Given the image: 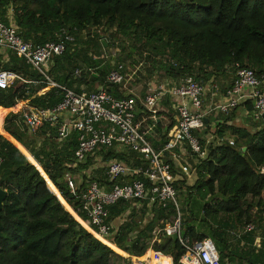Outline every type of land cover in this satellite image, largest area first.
I'll list each match as a JSON object with an SVG mask.
<instances>
[{"label":"trees","instance_id":"obj_1","mask_svg":"<svg viewBox=\"0 0 264 264\" xmlns=\"http://www.w3.org/2000/svg\"><path fill=\"white\" fill-rule=\"evenodd\" d=\"M10 8L23 42L43 45L55 41L62 29L74 34L76 48L68 46L61 57L54 58L48 76L76 93L82 92L74 88L78 81L124 98L122 85L106 83L113 66L100 60L111 47L127 56L143 49L148 54L144 60H155L151 61L157 65L154 71L160 69L170 80L192 76L200 82L226 73L233 77L236 65L257 75L264 73V0H0L4 23ZM93 28L104 37L94 33L87 41H79L82 32ZM3 58L0 53L2 70L21 80L0 89V126L7 113L2 108L27 102L31 109L50 110L62 101L58 89L38 95L47 87L45 81L23 60L9 52ZM90 69L95 72L92 77ZM76 70L83 72L79 80L74 77ZM242 108L250 114L252 103H244L216 126L220 139L230 132L234 146L226 142L209 146L207 158L193 165L194 185L185 186L184 175L175 184L188 212L185 219L180 217L181 237L190 243L211 239L220 264H264V174L259 170L264 166V128L224 127ZM58 126L42 121L35 133H29L20 114L9 113L4 119L3 130L12 139L4 132L6 139L0 135V189L7 194L0 212V264H128L117 254L142 257L154 232L175 219L177 211L159 205L148 209L145 202L135 208L121 200L107 208V222L112 226L130 211L127 220L117 225L112 244L104 242L113 251L96 240L85 230L88 218L81 200L88 180L83 172L90 158L75 164L77 133L61 139ZM97 154L104 162L136 161L133 154L125 158L110 149ZM81 174V184L75 183L73 175ZM249 223L255 231L237 239L236 234ZM151 248L171 257L173 264H180L184 251L176 237L161 236ZM169 257H163L161 264H170Z\"/></svg>","mask_w":264,"mask_h":264},{"label":"built area","instance_id":"obj_2","mask_svg":"<svg viewBox=\"0 0 264 264\" xmlns=\"http://www.w3.org/2000/svg\"><path fill=\"white\" fill-rule=\"evenodd\" d=\"M6 20L7 23L0 20V53L9 52L20 58L43 77L45 82L42 83L62 93V101L56 107L50 110H33L22 115L27 131L35 133L40 123L47 121L50 127L59 125L57 133L61 139H65L71 132H76L77 147L73 153L75 164L85 163L100 149H115L138 157L135 162L131 159V165L118 160L109 161L102 182L94 180L86 184L81 200L82 211L87 215L86 224L90 230L84 229L110 248L104 241L112 244L111 239L116 228L107 222L109 206L121 200L132 202L135 208L142 202L146 203L148 209L155 205L162 208L173 206L177 217L166 221L154 232L149 249L155 242L159 243L161 236L176 237L184 250L180 264H220L219 253L211 239L205 238L190 243L187 238L181 237L178 192L175 184L182 180L181 175L189 176L194 170L186 159L188 155L195 157L193 165L207 158L208 147L212 141L206 134L203 135L210 124L208 122V125H205V118L208 119L214 114L228 116L244 103L250 102L252 111L250 114L244 111L245 115L251 117L252 123L256 125L254 131L264 128V73L257 75L250 68L236 65L232 85L223 94H219L216 83L209 82L206 86L207 84L195 81L192 76H184L175 81L168 80L163 85L150 87L139 103L146 120H156L159 105L166 96L180 101L177 106H173L176 112L174 127L167 132L162 149L157 151L148 140L152 127H142V122L136 118L138 107L134 97L115 98L103 88L90 93H76L51 81L48 76L49 65L73 44V33L62 29L55 41L34 45L20 39L17 27L12 24L11 8L7 12ZM112 66L106 83L123 86L126 77L122 73L123 65L113 63ZM81 74L80 70H76L74 77L78 78ZM16 80L21 79L14 73L2 70L0 66L1 90L8 89ZM63 115L70 118L68 124H59ZM223 142L234 146L233 140L219 138V145ZM165 153H170L169 159L165 158ZM175 169L180 172V176L174 173ZM259 170L264 174V166ZM127 178L132 180L126 181ZM129 214L130 211H127L122 215V222L127 220ZM253 231L255 225L249 223L236 237L240 239L244 234ZM260 239L259 236L256 238V246ZM151 253V257L144 261L127 254L122 258L128 264H147L148 261L157 262L159 259L161 261V253L153 250Z\"/></svg>","mask_w":264,"mask_h":264},{"label":"crops","instance_id":"obj_3","mask_svg":"<svg viewBox=\"0 0 264 264\" xmlns=\"http://www.w3.org/2000/svg\"><path fill=\"white\" fill-rule=\"evenodd\" d=\"M12 24L14 25V21L12 20ZM83 33H86V32H82L81 34H83ZM71 47L73 48V49H75L76 48V45H75V41L73 42V44L71 45ZM73 49L71 50V51H73ZM8 52H1V54H3L4 55V61H5V59H6V54H7ZM50 65H51V63H50ZM49 65V66H50ZM156 74H158L157 73V71H154V76L156 75ZM90 76V75H89ZM157 76V75H156ZM92 77V76H91ZM158 78V77H157ZM160 78V77H159ZM158 78V79H159ZM156 79V77H154L153 78V81L151 82V84L149 83L148 84V86H147V89H146V92L145 93H142L140 96H139V98H137V95H135V93H133L134 92V90L133 89H127L124 85L123 86H121V88H120V90H121V93L123 94V97H134L136 100L138 99V101H139V103H140V101L145 97V95H146V93H147V91H148V89L150 88V87H153L154 85H156V84H160V85H163L164 84V81L165 82H167L168 80H170V79H168L167 77H165V76H162V78H160L159 80H155ZM233 79H234V76L232 77V75H230V73H226V74H224V75H222V76H219V77H212L210 80H208V81H200V82H202V84L203 85H206L207 83L209 84V82H214V83H216L217 85H218V89H219V94H223L226 90H228L230 87H231V85H232V82H233ZM218 80H220L219 82H218ZM171 81H175V80H172L171 79ZM208 84L206 85V86H208ZM220 84V85H219ZM47 87L45 88V89H42V90H40L39 92H38V95H43V94H45L49 89H51V87L50 86H48V85H46ZM97 86V85H96ZM102 88V86H97V88L95 89V90H93V91H89V92H94V91H96V90H99V89H101ZM79 89V88H78ZM82 92H85V91H82ZM81 92V93H82ZM179 100H174V99H170L168 96H166L162 101H161V103H160V105H159V110H158V113H157V117L155 118L156 120L155 121H152V120H146L145 119V117H144V114H142V112H141V106H140V104L139 105H137V107H138V111H137V114H136V118L138 119V120H140L141 122H142V127H144V128H148V127H152V129H151V131H150V134L148 135V140H149V143L151 144V146L155 149V150H157V151H160L161 149H162V146H163V144L165 143V140H163L162 139V136L164 135V134H166L167 132H170L172 129H173V127H174V124H175V121H176V112H175V110L173 109L174 107L173 106H177L178 104H179ZM14 107H18V108H16V109H13ZM14 107H12V108H10V109H4V108H2L3 110H7V113L6 114H4L3 115V117L1 118V126H0V135L2 136V137H4V135L2 134V132H4V133H6L4 130H3V122H4V119H5V117L9 114V113H12V114H20V116H22V115H24V114H28V113H30V112H32L34 109H31V108H29L28 107V105H27V102H20V103H17ZM244 111H246L244 108H242L241 110H239L238 111V113H239V115H240V117L242 118V119H244L245 121H247L249 124H251V126H252V128H249L248 126H246V125H243V128H245V129H248V130H250V131H254V128L256 127V125L254 124V123H252V120H251V117H249V116H247V115H245V113H244ZM219 116H224V115H217V114H214V115H210L209 116V118H208V122L210 123L209 124V128H212V127H216L217 126V124L218 123H220V122H218V120H217V118L219 117ZM230 115H228V117H229ZM238 118V117H237ZM230 121V120H229ZM70 122V118L69 117H67L66 115H63L62 116V118H61V120L59 121V124H68ZM228 122V121H227ZM226 122V123H227ZM225 123V127H229V126H231L232 124L231 123H227L226 124ZM234 123V122H233ZM7 134V133H6ZM8 135V134H7ZM203 135H204V133H203ZM9 136V135H8ZM10 137V136H9ZM11 138V137H10ZM12 139V138H11ZM15 141V140H14ZM10 142V141H9ZM16 142V141H15ZM110 150H112V149H110ZM100 151V150H99ZM99 151H96L94 154L96 155H94L93 157H94V162L96 163V162H98V163H100V161L101 162H104L103 160H102V157L101 156H99L97 153L99 152ZM113 151L115 152V153H117V154H121L123 157H125V154H131V153H129V152H126V153H122L121 151H118V150H115V149H113ZM134 155V154H133ZM135 156V158H138L136 155H134ZM164 156H165V158L166 159H169L170 157V153H165L164 154ZM90 158V157H89ZM92 158V157H91ZM91 158L89 159L90 160V162H91ZM125 158H127V157H125ZM27 159V158H26ZM111 161V160H110ZM109 162V161H108ZM108 162H104V166L102 167V171L104 172L103 174H102V176H101V178H99L100 180H98V179H95V180H98L99 182H102V180L104 179V176H105V172H106V166H107V163ZM122 162V161H121ZM122 163H124V164H126V165H131V164H133V162L130 160L129 161V163H127V162H122ZM98 170V167L96 166V164L95 165H91L90 164V166L88 167V169L87 170H85L84 172H83V174L84 175H87L88 176V180H87V182L85 183V184H87L88 182H91V181H94V178H92V179H89V174H94V172H96ZM193 172L195 173V171L193 170ZM174 173L175 174H177L178 176H180L181 174H180V172L177 170V169H175L174 170ZM196 174V173H195ZM76 176H80V175H76ZM181 179H182V175H181ZM132 179L131 178H127L126 179V181H131ZM79 181V182H78ZM78 181H76V179H75V183L76 182H78L79 184H81V177H80V179L78 180ZM84 182H85V179H84ZM86 188V187H85ZM121 217H122V215H121ZM121 217L119 218V220H118V223H116V224H114L113 226L116 228V227H118L117 225L118 224H122V220H121ZM150 245V244H149ZM152 250V248L151 249H147L146 250V252H145V254L142 256V257H139V259H142V258H147L148 256H151L152 255V253H150V251ZM163 257H169V256H165V255H162V257H161V260H162V258ZM170 258V264H173V261H172V258L171 257H169ZM147 264H150V262L148 261V263Z\"/></svg>","mask_w":264,"mask_h":264},{"label":"rangeland","instance_id":"obj_4","mask_svg":"<svg viewBox=\"0 0 264 264\" xmlns=\"http://www.w3.org/2000/svg\"><path fill=\"white\" fill-rule=\"evenodd\" d=\"M94 33L100 34L99 36H101L102 38L104 37V35L102 34L103 32H101L100 30L97 31V30H95L93 28V29L88 30V32H86V33L80 34L79 41H82V42L87 41ZM129 48H130V46H128V48H127V51L128 52H129ZM142 51H143V49L139 48L138 51H136V50L133 51V54L131 56H127L126 53L125 54H121L119 51H117V49L115 47H113V48H110L105 53H102V55L100 56V60L103 61V64L104 65H106V64L112 65L113 64V62H111L112 61V58H114L115 63H117L119 61H122L123 62L124 70H125V75H126L125 81H124L123 84H124V86L127 89H133L134 90L133 93H135V95H137V98H139V96L142 93H145L146 92V89H147L148 84L149 83L151 84V82L153 81V78L154 77H156L155 80H159L160 78H162V76L165 75L164 72L161 71L160 69H158V71L156 69V71L158 73V74H156L157 76L156 75L155 76L153 75L154 74V69L153 68L157 67V65L154 63L155 60H151L150 59L151 61H154V62L144 60L147 57L146 55H148V54H143ZM91 55H93V54H91ZM98 56L99 55H97L96 57H98ZM154 59L157 60V58H154ZM145 61H146L147 64H144ZM149 70L151 72H149ZM90 71H91L90 72V77H91L92 75H94L95 72H94L93 69H90ZM157 77L158 78L160 77V78L158 79ZM78 78L76 77L75 79L79 80ZM219 81L220 80H218V82ZM164 83H165V81H164ZM159 85L160 84H156L153 87H157ZM74 88H79L80 91L88 92V91L95 90L97 88V86L96 85H92V88H91L90 85L88 86V85L83 84L82 82H78L77 81L76 82V85H74ZM137 102L139 104L138 99H137ZM225 118H228V116H219L217 118V120H218V122L221 123V125H223ZM227 123H231L232 125H234L236 127H243V125H246L249 128H252L251 124H249L247 121H245L244 119H242L240 117L239 113L236 116H234V119L233 120L231 119ZM217 129H218L217 127H212V128H210L208 130V133L206 134V136L211 139V141H212L211 146H213V147H216L217 145H219V143H218L219 137L216 134L217 133L216 132ZM201 137H203V136H201ZM224 139H228V140H233L234 141V137L230 134L229 131H225ZM93 156H91L92 158L90 157L91 158L90 164L91 165H95L96 164V166L98 167V170L96 172H94V174H89V179L94 178V180L95 179L100 180L99 178H101L102 174L104 173L102 171V167L104 166V162H101L100 161V163H98V162L95 163L94 162V157L96 155L94 157ZM186 159H187V161L189 162V164L191 166H193L194 161H196L195 157H192L190 155H188ZM80 177L82 178V174L79 177L76 176V175H73V178H74V180L76 179V181H78L80 179ZM184 177H186L185 178V186H187V187L193 186L194 183L196 182V174L193 171H191L189 173V176H184ZM182 179H184V178H182ZM177 203L179 205V214H180V217H181V219H185V217H187V215H188V212H187V210H186V208H185V206L183 204V198L179 194V192H178V196H177ZM253 213H254V211H251V215L255 219L256 218V214L254 215ZM117 255L120 256V257H124V256L119 255V254H117Z\"/></svg>","mask_w":264,"mask_h":264},{"label":"water","instance_id":"obj_5","mask_svg":"<svg viewBox=\"0 0 264 264\" xmlns=\"http://www.w3.org/2000/svg\"><path fill=\"white\" fill-rule=\"evenodd\" d=\"M46 117H47V115H46ZM204 123H205V125H208V119L207 118H205L204 119ZM242 151H244V149L242 150ZM38 170V169H37ZM40 173V172H39ZM42 176V175H41ZM43 177V176H42ZM44 178V177H43ZM44 180H45V178H44ZM45 182H46V180H45ZM53 194V193H52ZM6 191H4V190H1L0 189V212H2V210H3V204H4V202H5V200H6ZM56 196V195H55ZM57 197V196H56Z\"/></svg>","mask_w":264,"mask_h":264},{"label":"bare ground","instance_id":"obj_6","mask_svg":"<svg viewBox=\"0 0 264 264\" xmlns=\"http://www.w3.org/2000/svg\"><path fill=\"white\" fill-rule=\"evenodd\" d=\"M86 230H88V231L90 230L87 224H86ZM104 242H106V241H104ZM150 253H151V251H150ZM148 257H151V256H148ZM145 259H146V258H145ZM145 259H144V260H145ZM144 260H142V261H144ZM162 261H163V258H162L161 261H160V259H159V261L157 260V262H154L153 260H151V261H150V264H161Z\"/></svg>","mask_w":264,"mask_h":264}]
</instances>
